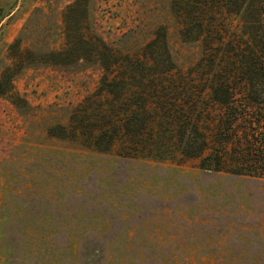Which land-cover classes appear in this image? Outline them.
<instances>
[{"label":"rangeland","instance_id":"obj_1","mask_svg":"<svg viewBox=\"0 0 264 264\" xmlns=\"http://www.w3.org/2000/svg\"><path fill=\"white\" fill-rule=\"evenodd\" d=\"M72 1L0 0V76L14 67L0 94V264H87L99 244L88 241L81 261L79 247L91 231L104 236L105 264H264L263 182L204 171L199 159L124 157L121 141L99 154L83 136L60 137L100 66L45 64L25 52L26 37L21 54L9 44L41 9L56 23L38 30L59 48ZM165 1L93 0L89 15L112 41Z\"/></svg>","mask_w":264,"mask_h":264},{"label":"trees","instance_id":"obj_2","mask_svg":"<svg viewBox=\"0 0 264 264\" xmlns=\"http://www.w3.org/2000/svg\"><path fill=\"white\" fill-rule=\"evenodd\" d=\"M161 3L157 17L128 22L109 41L90 18L93 0H73L57 49L38 30L41 19L56 23L40 9L9 48L21 54L26 37L25 52L45 64L100 66L97 88L72 112L71 127L57 125L60 137L83 136L99 154L121 141L124 157L199 159L204 171L264 183V0ZM4 68L0 94L13 86L14 67ZM91 240L97 258L87 264H105L104 236L93 231L79 260Z\"/></svg>","mask_w":264,"mask_h":264}]
</instances>
